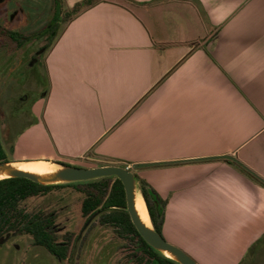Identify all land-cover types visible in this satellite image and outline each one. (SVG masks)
I'll use <instances>...</instances> for the list:
<instances>
[{
    "label": "crops",
    "instance_id": "0c3cea01",
    "mask_svg": "<svg viewBox=\"0 0 264 264\" xmlns=\"http://www.w3.org/2000/svg\"><path fill=\"white\" fill-rule=\"evenodd\" d=\"M40 59L17 161L138 163L165 239L200 264L245 261L264 238V0H99Z\"/></svg>",
    "mask_w": 264,
    "mask_h": 264
},
{
    "label": "rangeland",
    "instance_id": "374dc122",
    "mask_svg": "<svg viewBox=\"0 0 264 264\" xmlns=\"http://www.w3.org/2000/svg\"><path fill=\"white\" fill-rule=\"evenodd\" d=\"M49 3L50 0H0V25L8 31L19 33L39 30L45 25L50 26L51 22L46 23L50 14ZM60 3L57 13L54 6V14L56 18H59L60 23L57 29L48 35V40L44 37L31 41L27 45V51H16L9 49L14 47V43H10L4 38L0 39V131L8 161H17L16 158L21 157V154L14 149L15 136L21 128L32 121L29 113L31 106L41 95L42 90H46L44 86H48L46 79L33 78L39 66L41 67L43 64L37 65L36 58H32L31 51L51 44L53 38L63 32L66 20L71 18L69 12L73 8H70L69 1L61 0ZM58 11H60L59 14ZM136 148L137 151L132 156L138 159L156 154V150L152 147L150 150L148 148L141 150L140 145ZM148 150L149 152H147ZM22 155H27V153ZM103 164L115 163L111 159L96 162L84 159L77 166L93 167ZM90 191H95L91 185L76 183L56 193L63 194L67 198L63 202L61 200L58 202L60 205H65L66 214L70 218L68 229L74 232H70V240L73 242L69 254L70 261L58 260L46 252L45 249L33 245L28 236H23L22 238L15 237L12 241L18 245L20 244V249L11 247L10 252L3 257L0 264H128L125 257L131 255V250L134 255L140 254L137 245L127 239L115 238L114 236H118L115 230L111 227L110 230L107 227L100 226L99 217H96L91 224L89 220L85 221L82 217L81 200ZM55 198L57 200L58 196H55ZM44 199L41 198L31 202L29 207L37 210L54 202L53 200L47 201ZM58 208H61V206H57L56 209ZM61 225L63 224L58 226ZM57 236L60 237L61 234ZM77 236L78 238H76ZM241 264H264V238L253 249L252 254L247 257L246 261Z\"/></svg>",
    "mask_w": 264,
    "mask_h": 264
},
{
    "label": "trees",
    "instance_id": "16d2710c",
    "mask_svg": "<svg viewBox=\"0 0 264 264\" xmlns=\"http://www.w3.org/2000/svg\"><path fill=\"white\" fill-rule=\"evenodd\" d=\"M55 1L57 13L58 1ZM99 0H83L77 3L69 12V16H74L83 8L97 3ZM59 14V11H58ZM55 15V14H54ZM59 18L50 26H47L37 34L24 36L21 33H12L0 26V35L8 34L15 40L18 46H24L30 38H49V34L57 29ZM51 43V42H50ZM48 47V46H47ZM7 151L3 146L0 131V162L8 161ZM64 163V162H63ZM69 164V163H66ZM127 166L126 164H120ZM77 166V165H76ZM142 193L147 201L149 212L155 226V229L162 234L164 220L165 202L147 185L145 181L140 180ZM77 184H89L95 189V192L87 193L81 200V210L84 217L88 218L98 211H103L99 215L101 224L109 226L123 239H127L135 245L140 246L144 254L150 258H157L161 264H179L171 258L159 253L153 249L145 239L140 235L135 225L131 221L129 213L125 210L126 192L122 181L116 177H105L98 180L76 182ZM76 183L45 186L27 178H10L0 180V240L11 231H17L29 235L34 243L47 248L59 259H65L69 254L68 245L57 244L56 231L49 229L48 217L43 211L29 210L26 203L30 199H41L50 196L55 191H61ZM61 198V197H59ZM61 200V199H58ZM62 201V200H61ZM112 209L111 211H106ZM163 235V234H162ZM252 254L249 251L247 257ZM245 258V261L247 259ZM244 261V262H245Z\"/></svg>",
    "mask_w": 264,
    "mask_h": 264
},
{
    "label": "water",
    "instance_id": "95a60500",
    "mask_svg": "<svg viewBox=\"0 0 264 264\" xmlns=\"http://www.w3.org/2000/svg\"><path fill=\"white\" fill-rule=\"evenodd\" d=\"M57 1L59 6L61 4V0ZM17 162L24 161L0 162V180L10 178H27L41 185L53 186L92 181L105 177H116L120 179L124 185V189L126 192L127 205L125 210L129 213L131 221L135 225L140 235L145 239V241L153 249L165 255L166 257L173 259L179 264H200L191 254H189L183 248L165 239V237L155 229L152 218L151 225L147 224L141 218L137 209V197L139 195H142L146 204L147 201L142 193L141 183L135 173V170L141 166L138 163L133 164L132 167H125L120 164H103L100 166L83 167L66 164L63 162L49 161L55 164V168L45 173H37L19 168L15 165ZM111 210L112 209H108L106 211ZM102 212L103 211H98L97 213L92 215L89 219V223L91 224L92 221L96 217H99Z\"/></svg>",
    "mask_w": 264,
    "mask_h": 264
},
{
    "label": "flooded vegetation",
    "instance_id": "af4514ba",
    "mask_svg": "<svg viewBox=\"0 0 264 264\" xmlns=\"http://www.w3.org/2000/svg\"><path fill=\"white\" fill-rule=\"evenodd\" d=\"M2 28L6 29L5 27H2ZM9 31L12 32V33H19V32H15V31H11V30H9ZM3 38L4 39H7L10 43H14V47L13 48H9V49H13V50H16L17 51V50H20L22 48V46H18L17 42L15 40H13L12 37H10V35H8V34L0 35V39H3ZM46 39L48 40V38H46ZM30 41H32V38L29 40V42ZM29 42H27L25 45H27ZM46 48H47L46 46L45 47L43 46V47H39V49L34 50L33 52L31 51L32 58H36V61L38 60V63H42V61L40 59L41 53H43L46 50ZM41 49H43V50L41 51ZM93 192L96 194L95 191H93ZM56 193L57 192H55V194ZM89 193H91V191ZM55 196L56 195H53V193H52L50 196L46 197L44 200H47V201L53 200L54 202L53 203H50V204H46V207L45 208L40 207L37 210L43 211L44 212V215L49 218L48 221L51 222V223L48 224L49 229H52V230L56 231L55 232L56 235L61 234L60 237L56 236L57 237L56 243L57 244H61V245H64V244L65 245H68V247L70 248L69 249V254H70L71 247H72L71 244L73 243L70 240V234H71L70 232H72V231H70L68 229L69 228V223H70L68 221L70 220V218L68 217V214H66V207H65V205H60V203L58 202L59 200L58 199L56 200ZM37 200H40V199H30L26 203V205L29 207V205H30L31 202H35ZM57 206H61V208L56 209ZM29 210L33 211L32 208H29ZM81 215L85 219V221H88L91 218V216H92L91 215L88 218L84 217L83 214H82V210H81ZM59 224H63V225H61L59 227L58 226ZM100 226L107 227V228L110 229L109 226H106V225H103V224H101ZM67 233H68V235H66ZM72 233H74V232H72ZM64 235H65V237H64ZM23 236H28L30 238V240H31V242H32L33 245L45 249L46 252H48L51 256L57 258L58 260L64 261V260L67 259V260L70 261L69 254H68V257L67 258H65V259H59L53 253H51L47 248H45L43 246L36 245L34 243L33 239L29 235L22 234V233H19L17 231H11L8 234H6L3 239L0 240V262L3 259L4 256H7L8 255V253L10 252L9 249L11 247L13 249H18V250L20 249V247H21L20 244L18 245L17 243L12 242V241H13V239L15 237L22 238ZM115 237L117 239L122 240V238L121 237H118L117 235ZM76 238H78V236ZM137 249H139L140 254L137 253L136 255H134L133 254V251L131 250V252H130L131 255H129V257L128 256L125 257V259L127 260L128 264H161L157 258H155V257L154 258H150L149 256L145 255L144 252H143V250L140 248V246L137 245Z\"/></svg>",
    "mask_w": 264,
    "mask_h": 264
},
{
    "label": "bare ground",
    "instance_id": "6f19581e",
    "mask_svg": "<svg viewBox=\"0 0 264 264\" xmlns=\"http://www.w3.org/2000/svg\"><path fill=\"white\" fill-rule=\"evenodd\" d=\"M15 165L23 170L37 172V173H45L55 168V164L49 161H29V162L24 161V162H17ZM136 203H137V209L143 221L151 225V217L149 214V210L142 195H139L137 197Z\"/></svg>",
    "mask_w": 264,
    "mask_h": 264
}]
</instances>
